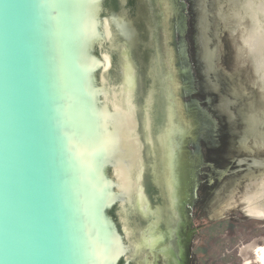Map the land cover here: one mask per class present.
Masks as SVG:
<instances>
[{
	"label": "water",
	"instance_id": "95a60500",
	"mask_svg": "<svg viewBox=\"0 0 264 264\" xmlns=\"http://www.w3.org/2000/svg\"><path fill=\"white\" fill-rule=\"evenodd\" d=\"M154 183L264 264V0H0V264H139Z\"/></svg>",
	"mask_w": 264,
	"mask_h": 264
},
{
	"label": "flooded vegetation",
	"instance_id": "af4514ba",
	"mask_svg": "<svg viewBox=\"0 0 264 264\" xmlns=\"http://www.w3.org/2000/svg\"><path fill=\"white\" fill-rule=\"evenodd\" d=\"M132 1V0H131ZM169 100V97H168ZM150 186V185H149ZM149 193L153 197V203L157 206L159 220L157 221L158 229L163 236V240L155 248L142 249L139 258V264H183L180 250L179 227L182 224V218L178 216L177 197L174 198L173 215L169 209V201L166 203V197L160 184H153L149 187ZM177 203V204H176ZM170 216L171 219H168ZM169 217V218H170ZM173 219V220H172ZM171 220V224L169 221ZM149 228L154 227V222L149 223ZM167 232V233H166Z\"/></svg>",
	"mask_w": 264,
	"mask_h": 264
}]
</instances>
